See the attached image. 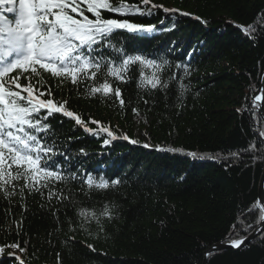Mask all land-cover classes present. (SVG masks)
I'll return each mask as SVG.
<instances>
[{
  "label": "trees",
  "instance_id": "1",
  "mask_svg": "<svg viewBox=\"0 0 264 264\" xmlns=\"http://www.w3.org/2000/svg\"><path fill=\"white\" fill-rule=\"evenodd\" d=\"M151 2L194 14L178 17L175 30L150 39L133 42L126 33L117 34L128 40L129 51L138 47L169 59L172 67L163 78L175 73L176 79L166 91L138 89L139 71L133 66L131 79L118 85L125 101L121 108L118 101L99 94L84 96V84H60L45 74L44 87L51 88L54 99H67L66 107L88 127L97 128L90 120L100 121L118 136L105 146L106 134H89L74 120L55 114L48 123L59 150L72 159V170L82 162L97 178L104 174L121 183L107 190H87L80 180L57 183L69 198L62 201L55 196L49 201L47 189L44 196L26 192L22 202L19 196L9 202L0 195V245L18 241L25 248L23 253L6 248L4 257L15 251L24 264H264V233L241 248L205 255L229 236L254 233L260 215L259 209H249L258 201L264 172V137L259 136L264 118L254 101L264 75V0ZM127 18L158 29L172 24L162 10L150 18ZM237 24L255 25L256 31L250 38ZM178 61L189 64L191 73L183 80L189 91L182 101L177 100L183 75V69L175 67ZM81 148L87 157L80 155ZM192 152L197 156L189 155ZM234 152L238 158L230 156ZM105 204L112 219L84 223L80 209L95 210L99 216ZM247 225L252 227L244 231ZM0 264L17 261L7 258Z\"/></svg>",
  "mask_w": 264,
  "mask_h": 264
},
{
  "label": "snow or ice",
  "instance_id": "2",
  "mask_svg": "<svg viewBox=\"0 0 264 264\" xmlns=\"http://www.w3.org/2000/svg\"><path fill=\"white\" fill-rule=\"evenodd\" d=\"M159 10L172 20L169 27L158 29L156 25L136 23L127 18H150ZM104 13L113 15L105 18ZM193 15L177 8L153 4L151 0H140V4H129L125 0H0V195L9 202L19 196L22 202L26 192L44 196L47 189L49 201L54 196L62 201L69 198L62 189L55 187L57 183L67 185L80 180L87 190H107L118 186L121 183L118 178L109 179L104 174H98L97 178L94 170L84 169L82 162H78L80 166L76 171L72 170V159L66 151L59 150L56 132L48 123L55 114L74 120L89 134H106L108 138L103 140L105 146L118 136L100 121L90 120L97 128L88 127L79 114L66 107L67 99H54L51 88L44 87L45 74L60 84L70 82L74 87L84 84V96L99 94L118 101L121 108L125 101L118 85L131 79L128 73L133 66H137L139 71L138 89L166 91L169 83L176 79L175 73L167 79L163 78V73L172 67L169 59L164 56L156 58V52L148 53L138 47L129 51L128 40L117 34L126 33L133 38V42L137 38L150 39L156 34L175 30L178 17ZM194 18L207 23L200 16ZM164 23L162 19L160 24ZM236 27L250 38L256 31L255 25L245 27L237 24ZM188 56L190 58L192 53H188ZM175 67L183 69L177 96V100L182 101L185 92L189 91V85L183 80L191 74L190 66L178 61ZM22 80L25 82L22 83ZM261 100V95H255L254 101ZM132 111L138 115V109L133 108ZM259 136L264 137V130L259 131ZM122 138L130 139L127 135ZM130 142L138 143L134 139ZM143 146L149 147L148 144ZM254 147L253 144L251 148ZM79 152L84 157L88 156L83 148ZM189 155L196 157L197 153ZM230 156L238 158L239 153H230ZM58 157H62L63 162ZM115 207V204L111 205V208ZM252 209H259L260 212L255 231L264 233V207L260 206L259 198L249 211ZM79 215L84 223L96 220L99 224L100 217L110 220L113 212L105 204L99 216L95 210L88 209H80ZM19 227L20 223L17 222L18 231ZM251 227L247 225L243 230L248 231ZM232 228L235 230L236 225ZM100 230L103 231V228ZM249 235L252 233L249 232ZM247 239L248 236L239 239L229 236L221 243L240 248ZM87 247L94 251L92 245ZM6 248L25 252L18 241L0 245V260L14 257L17 264H24L15 251L4 257ZM217 250V246L213 245L211 251L205 253L206 257Z\"/></svg>",
  "mask_w": 264,
  "mask_h": 264
},
{
  "label": "water",
  "instance_id": "3",
  "mask_svg": "<svg viewBox=\"0 0 264 264\" xmlns=\"http://www.w3.org/2000/svg\"><path fill=\"white\" fill-rule=\"evenodd\" d=\"M257 94H261L262 95V100H261L260 104H258V106H259V111H260L262 117L264 118V75H263V78H262V84H261L260 88L257 90V92L255 93V95H257ZM255 95H254V97H255ZM259 200L264 206V172H263V174L261 176V179H260V182H259ZM258 234H260V233H257L255 231L254 233H252V235H249L248 239L245 240L244 244H246L249 241H251ZM244 244L242 246H244ZM216 246H217L218 249L233 248L227 243H219V244H216ZM211 249L209 251H211ZM234 249H238V248H234ZM205 264H206V262H205Z\"/></svg>",
  "mask_w": 264,
  "mask_h": 264
},
{
  "label": "bare ground",
  "instance_id": "4",
  "mask_svg": "<svg viewBox=\"0 0 264 264\" xmlns=\"http://www.w3.org/2000/svg\"><path fill=\"white\" fill-rule=\"evenodd\" d=\"M257 95H261V94H257ZM262 96V95H261ZM261 101H255L256 104H260Z\"/></svg>",
  "mask_w": 264,
  "mask_h": 264
}]
</instances>
